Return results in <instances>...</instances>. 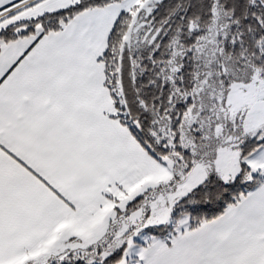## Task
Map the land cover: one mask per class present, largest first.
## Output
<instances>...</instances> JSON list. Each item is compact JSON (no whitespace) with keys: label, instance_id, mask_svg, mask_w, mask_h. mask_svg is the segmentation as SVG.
<instances>
[{"label":"snow or ice","instance_id":"6c2138e0","mask_svg":"<svg viewBox=\"0 0 264 264\" xmlns=\"http://www.w3.org/2000/svg\"><path fill=\"white\" fill-rule=\"evenodd\" d=\"M0 264H264V0H0Z\"/></svg>","mask_w":264,"mask_h":264}]
</instances>
